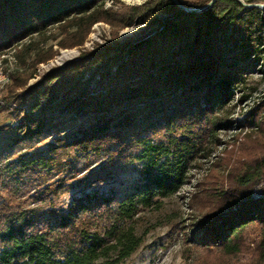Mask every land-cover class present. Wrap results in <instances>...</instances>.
Returning <instances> with one entry per match:
<instances>
[{
	"label": "trees",
	"instance_id": "1",
	"mask_svg": "<svg viewBox=\"0 0 264 264\" xmlns=\"http://www.w3.org/2000/svg\"><path fill=\"white\" fill-rule=\"evenodd\" d=\"M208 1L145 0L130 4L120 13L122 25L148 21L160 12L170 16L161 22L160 29L133 44L101 45L91 58L83 54L77 62L46 72L27 87L25 76L11 72V86L21 89L18 100L25 113L6 127L36 133L54 111L62 114L87 104L93 113L76 140L85 147L96 143L97 148V143L120 135V129H109L110 121L119 117L113 119L106 112L115 107L126 109L140 99L143 103L137 110L145 113L146 124L153 127L157 119H162L167 129L178 124L184 134L170 135L163 142L135 132L140 145L135 154L138 177L132 189L119 196L82 194L73 198L68 211L51 207L47 215L37 207L0 202V264H118L137 249L141 237L134 227L135 216L184 183L202 143V131L198 130L201 124H208V135L217 125H228L216 112L227 104L231 88L240 78L236 67H223L217 32L231 24V39L244 53L258 52L264 43V8L260 14L239 0L206 4ZM102 2L0 0V50L70 18L77 27L71 43L81 44L94 22L109 20ZM180 4L199 9L187 10ZM50 57V52H38L34 62ZM98 88L104 90L103 94ZM261 108L264 102L258 110ZM256 117V113H250L254 119L251 129L262 135L260 144L235 172L228 189L218 194L196 238L207 248L218 245L224 255L241 250L243 232L249 225L257 223L264 228V120ZM42 163L31 157L5 161L0 164V182L7 188L11 184L26 187L31 184L28 176ZM261 180L262 193L254 197L253 186ZM87 213H98L104 222L92 228L77 221Z\"/></svg>",
	"mask_w": 264,
	"mask_h": 264
},
{
	"label": "rangeland",
	"instance_id": "2",
	"mask_svg": "<svg viewBox=\"0 0 264 264\" xmlns=\"http://www.w3.org/2000/svg\"><path fill=\"white\" fill-rule=\"evenodd\" d=\"M143 1L104 0L102 8L108 11L109 20L94 22L81 44L71 43L77 27L70 18L0 50V164L25 157L44 161V165H38L36 172L28 176L31 184L26 187L11 184L7 188L0 182V202L14 207H37L47 215L51 207L68 211L73 198L82 194L119 196L131 190L138 177L139 162L135 154L140 145L135 132L163 142H167L170 135L184 134L178 124L172 130L167 129L162 119H157L153 127L146 124L145 113L137 110L143 103L140 99L126 109L115 107L106 112L113 119L119 117L118 121H110L109 129H120V135L117 139L97 143V148L96 143L85 147V143L76 140L93 113L87 104L62 114L54 111L36 133L6 127L15 124L25 113L24 105L18 100L21 89L11 86L14 82L11 72L25 76L24 86L27 87L44 73L59 71L77 62L83 54L91 58L101 45L121 46L139 41L160 29L161 22L170 16V13L160 12L148 18V21L156 18L151 24L132 21L122 25L120 13L125 6ZM239 1L260 14L264 8L260 0ZM127 29L133 30L134 38L121 36ZM231 29L229 24L217 32L224 56L223 67H236L240 78L232 86L227 104L216 112L228 125L219 124L208 135L205 133L208 124H201L198 130L202 131V143L190 162L184 183L176 192L159 197L154 205L137 213L134 227L141 243L118 264H264V228L257 223L244 230V243L236 254L224 255L218 245L207 248L196 240L202 231L201 221L208 217L206 212L218 194L231 185V178L250 159L262 136L251 129L254 119L250 118V113L264 120V108L258 110L264 102V43L258 52L244 53L241 47L234 45ZM69 51L73 52L72 56L59 60L63 52ZM38 52H50L51 57L34 62ZM97 91L103 94L104 90L98 88ZM127 120L130 121L126 124ZM261 187L262 180L254 184V197L261 195ZM101 209V206L97 208ZM77 221L92 228L104 222L98 213L79 216Z\"/></svg>",
	"mask_w": 264,
	"mask_h": 264
},
{
	"label": "bare ground",
	"instance_id": "3",
	"mask_svg": "<svg viewBox=\"0 0 264 264\" xmlns=\"http://www.w3.org/2000/svg\"><path fill=\"white\" fill-rule=\"evenodd\" d=\"M121 36L122 37L134 38L135 34H134L132 29H127V30H124V31L121 32ZM72 55H73L72 51L63 52V54L59 57V60L60 59L63 60L65 57H69V56H72Z\"/></svg>",
	"mask_w": 264,
	"mask_h": 264
},
{
	"label": "water",
	"instance_id": "4",
	"mask_svg": "<svg viewBox=\"0 0 264 264\" xmlns=\"http://www.w3.org/2000/svg\"><path fill=\"white\" fill-rule=\"evenodd\" d=\"M175 1H176V0H175ZM211 1H212V0H211ZM180 6L183 7V8H185V9H187V10H197V9H199V8H197V7H186V6L181 5V4H180Z\"/></svg>",
	"mask_w": 264,
	"mask_h": 264
}]
</instances>
